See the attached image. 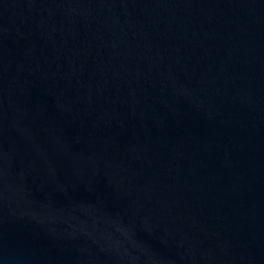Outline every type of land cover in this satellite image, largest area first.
<instances>
[{"label": "water", "instance_id": "95a60500", "mask_svg": "<svg viewBox=\"0 0 264 264\" xmlns=\"http://www.w3.org/2000/svg\"><path fill=\"white\" fill-rule=\"evenodd\" d=\"M0 264H264V0H0Z\"/></svg>", "mask_w": 264, "mask_h": 264}]
</instances>
